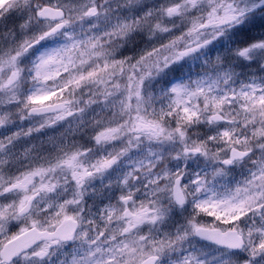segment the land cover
Segmentation results:
<instances>
[{"label": "snow or ice", "instance_id": "obj_1", "mask_svg": "<svg viewBox=\"0 0 264 264\" xmlns=\"http://www.w3.org/2000/svg\"><path fill=\"white\" fill-rule=\"evenodd\" d=\"M0 264H264V0H0Z\"/></svg>", "mask_w": 264, "mask_h": 264}]
</instances>
